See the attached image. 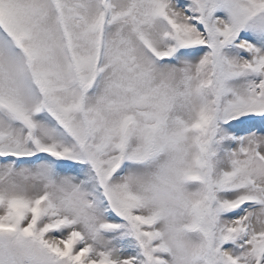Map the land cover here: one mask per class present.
Returning a JSON list of instances; mask_svg holds the SVG:
<instances>
[{
  "label": "snow or ice",
  "instance_id": "6c2138e0",
  "mask_svg": "<svg viewBox=\"0 0 264 264\" xmlns=\"http://www.w3.org/2000/svg\"><path fill=\"white\" fill-rule=\"evenodd\" d=\"M0 264H264V0H0Z\"/></svg>",
  "mask_w": 264,
  "mask_h": 264
}]
</instances>
